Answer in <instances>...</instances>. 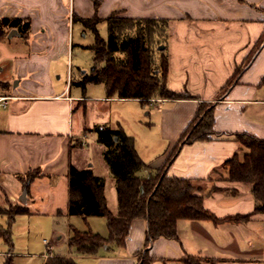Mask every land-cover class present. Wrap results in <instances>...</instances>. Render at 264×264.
Wrapping results in <instances>:
<instances>
[{
  "label": "crops",
  "instance_id": "crops-1",
  "mask_svg": "<svg viewBox=\"0 0 264 264\" xmlns=\"http://www.w3.org/2000/svg\"><path fill=\"white\" fill-rule=\"evenodd\" d=\"M263 9L264 0H0V19L31 21L25 37L16 27H4L6 34L0 36V71L3 63L12 70V80L0 78L11 84V94H0L13 95L7 107H0V207L21 204L27 208L23 214L50 219L52 232L59 236L52 241L44 238L49 252L44 253L43 264L52 255L72 256L79 264H137V252L145 245V219L133 221L125 245L106 244L96 255L80 254L68 243L73 227L109 234L105 217L70 214L71 165L91 167L104 178L107 203L116 214L115 177L110 167L103 174L96 172L88 138L94 132L95 144L103 153L105 146L98 141L95 126L117 128L120 123L131 135L129 118L120 113L115 116L110 106L118 101L141 108V101L108 97L102 83L97 84L103 89L87 98L80 84L73 88V71L66 86L56 85L52 73L60 59L68 56L70 60V29L79 22L73 17L97 14L104 18L114 11L170 20L168 86L196 97L148 100L160 103L155 114L163 148L149 154L135 144L148 165L142 175L166 164L170 150L195 118L199 103H212L216 134L210 140L181 144L166 172L199 180L205 207L219 218L249 215L221 222L179 220L178 239L161 237L149 247L154 264H185L187 256L217 264H264V210L255 211L252 184L229 180L222 167L235 153L247 151L233 134L248 132L264 139ZM13 29L18 33L7 37ZM237 68L241 69L238 79L222 94ZM34 171L39 175L29 180L27 174ZM24 190L25 202L19 199ZM13 253L5 256L14 257Z\"/></svg>",
  "mask_w": 264,
  "mask_h": 264
},
{
  "label": "trees",
  "instance_id": "trees-1",
  "mask_svg": "<svg viewBox=\"0 0 264 264\" xmlns=\"http://www.w3.org/2000/svg\"><path fill=\"white\" fill-rule=\"evenodd\" d=\"M98 4V1H95ZM264 10V9H263ZM86 29L93 32L95 41L89 45L93 50V66L89 73H84L79 81L71 83L86 88L88 83H102L108 97L138 98L141 102L151 98L188 99L196 98L189 91H175L168 86L169 52L168 29L170 20L165 17H133L114 11L107 17L97 14L92 17L74 16ZM107 22L108 36L103 37L99 23ZM29 18L2 17L0 36L6 34L4 27H16L22 36L29 32ZM163 45L161 49L159 46ZM237 68L234 75L223 87L222 94L232 85L240 74ZM264 84V76L262 78ZM11 84L0 80V90L7 91ZM215 116L212 103H199L197 113L178 143L170 150L167 162L155 172L141 175L147 168L135 146V138L119 125L111 128L97 125L94 130L98 141L105 146L104 158L116 180L118 192V211L113 213L105 196V180L95 174L91 167L70 168L69 212L84 218L96 215L106 218L108 236L93 231L91 228L80 230L72 228L68 243L83 255H96L108 245H125L135 219L147 221V237L144 248L137 252V264H154L149 247L158 238L178 239L177 225L181 219H209L214 222L246 218L249 215H235L219 218L204 205V191L200 181L194 178L169 176L167 163L173 158L180 145L195 140H210L215 134ZM244 153H235L222 167L231 181L252 184V193L256 200L255 211L264 210V139L248 132L233 134ZM35 171L27 174L32 180L38 176ZM217 188V187H216ZM200 192V193H199ZM27 210L21 204L5 209L0 213L8 215L9 226L0 232L12 242L10 225L17 214ZM185 264H217L215 260H204L193 256L184 258ZM4 264H14L12 255L6 257ZM44 264H79L72 256L52 255Z\"/></svg>",
  "mask_w": 264,
  "mask_h": 264
},
{
  "label": "rangeland",
  "instance_id": "rangeland-1",
  "mask_svg": "<svg viewBox=\"0 0 264 264\" xmlns=\"http://www.w3.org/2000/svg\"><path fill=\"white\" fill-rule=\"evenodd\" d=\"M99 31L103 37L107 38L108 29L106 22L99 24ZM11 32L12 31L7 33V37L10 36ZM70 40V60L68 59V56L64 57V59H60L56 63L55 71L52 73L56 85L66 86L69 82V75L72 74L71 71H73L74 81L76 82L77 79L81 78L82 71L87 73L91 71L94 63V53L89 47V45L95 41L93 32L86 29L79 22L72 24L70 29ZM2 65L3 69L2 72L0 71V78L4 79L8 77V80H12L10 77L12 73L11 65L7 63H3ZM15 80L16 79L13 80V84L15 83ZM75 86L76 84L73 83V88H75ZM81 89L84 90L82 86ZM101 89H103V87L97 83H88L84 93L88 98L89 96L98 94ZM10 90L11 88L7 91L0 90V93L11 94ZM159 105L160 103L145 101L141 102L140 108L133 102L123 103L117 101L112 102V105L110 106V109L115 113V116L120 113L129 118L127 119L130 125L128 130L131 132V135L134 136L136 141L135 144L137 143V146L141 151L144 152L147 150L149 154H155L163 148V143L160 141L161 127L159 125V120L157 119L158 114H155V110ZM149 111L150 113L148 114ZM116 120L117 118H115V121ZM119 125L121 124L119 123L118 126ZM88 141L92 157L91 162H94L96 172L98 174H103L105 167L108 168L109 165L106 162L103 153L99 151L95 144L94 132L91 133ZM151 145H154V147L148 150V146ZM146 169L147 168H143L140 171V174H145ZM104 220L106 224L107 221L106 219ZM0 224L3 225L2 228L6 229L9 226V218L0 214ZM52 225L50 219L47 220L46 216L41 217L27 213L17 214L15 220L10 225L12 242L6 240L0 232V264L5 263L7 257L5 255L7 252H14L13 260L16 264H43L44 253L49 252L47 251L46 244L43 242L44 238L48 241H52V239H57V236H59H56V233L52 232ZM58 240L60 241L61 239ZM54 251L57 252L56 249Z\"/></svg>",
  "mask_w": 264,
  "mask_h": 264
},
{
  "label": "built area",
  "instance_id": "built-area-1",
  "mask_svg": "<svg viewBox=\"0 0 264 264\" xmlns=\"http://www.w3.org/2000/svg\"><path fill=\"white\" fill-rule=\"evenodd\" d=\"M13 95L0 94V107H7Z\"/></svg>",
  "mask_w": 264,
  "mask_h": 264
},
{
  "label": "water",
  "instance_id": "water-1",
  "mask_svg": "<svg viewBox=\"0 0 264 264\" xmlns=\"http://www.w3.org/2000/svg\"><path fill=\"white\" fill-rule=\"evenodd\" d=\"M13 33H18L16 29H13V31L10 33V36H12ZM161 49L164 48L163 45L160 46ZM19 199L23 202L26 200V190L23 191L22 195L19 197Z\"/></svg>",
  "mask_w": 264,
  "mask_h": 264
}]
</instances>
